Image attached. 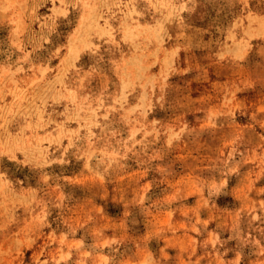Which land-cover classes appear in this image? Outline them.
Masks as SVG:
<instances>
[{
    "label": "rangeland",
    "instance_id": "374dc122",
    "mask_svg": "<svg viewBox=\"0 0 264 264\" xmlns=\"http://www.w3.org/2000/svg\"><path fill=\"white\" fill-rule=\"evenodd\" d=\"M0 264H264V0H0Z\"/></svg>",
    "mask_w": 264,
    "mask_h": 264
}]
</instances>
